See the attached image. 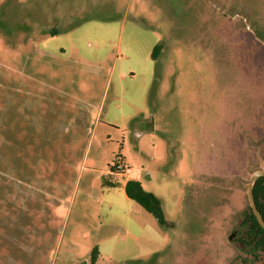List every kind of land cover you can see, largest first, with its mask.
Returning <instances> with one entry per match:
<instances>
[{
    "label": "rangeland",
    "instance_id": "1",
    "mask_svg": "<svg viewBox=\"0 0 264 264\" xmlns=\"http://www.w3.org/2000/svg\"><path fill=\"white\" fill-rule=\"evenodd\" d=\"M256 170L264 0H0V264H264Z\"/></svg>",
    "mask_w": 264,
    "mask_h": 264
},
{
    "label": "trees",
    "instance_id": "2",
    "mask_svg": "<svg viewBox=\"0 0 264 264\" xmlns=\"http://www.w3.org/2000/svg\"><path fill=\"white\" fill-rule=\"evenodd\" d=\"M162 46V43L159 42L153 47L151 53L153 59H156V56ZM123 188L126 196L136 201L146 211L150 212L157 219L160 225H173L172 222L165 219L161 200L152 192L145 190L139 180L127 179L123 184ZM252 192L257 210L264 219V177H258L254 181ZM241 223L245 227V231L242 236L248 238L247 242L250 246H252V248L260 250L264 255V229L261 228L257 222L249 206L247 207V212L244 214ZM98 254V248L97 246H94L90 255L91 261H94Z\"/></svg>",
    "mask_w": 264,
    "mask_h": 264
},
{
    "label": "water",
    "instance_id": "3",
    "mask_svg": "<svg viewBox=\"0 0 264 264\" xmlns=\"http://www.w3.org/2000/svg\"><path fill=\"white\" fill-rule=\"evenodd\" d=\"M258 177H264V170H256L253 173H251L249 177V181L247 183V187H246V196H247L249 207L251 208L252 213L254 214L259 225L264 229V219L262 218L261 214L257 210L256 204L253 198V192H252L253 183ZM232 236L233 235H230V238Z\"/></svg>",
    "mask_w": 264,
    "mask_h": 264
},
{
    "label": "built area",
    "instance_id": "4",
    "mask_svg": "<svg viewBox=\"0 0 264 264\" xmlns=\"http://www.w3.org/2000/svg\"><path fill=\"white\" fill-rule=\"evenodd\" d=\"M130 170V167L126 166L120 159H117L115 162L113 161L109 166L108 174L111 176H117L122 175L123 173H127Z\"/></svg>",
    "mask_w": 264,
    "mask_h": 264
},
{
    "label": "flooded vegetation",
    "instance_id": "5",
    "mask_svg": "<svg viewBox=\"0 0 264 264\" xmlns=\"http://www.w3.org/2000/svg\"><path fill=\"white\" fill-rule=\"evenodd\" d=\"M248 206H249V203H248ZM250 209H251V208H250ZM243 217H244V216H243ZM242 219H243V218H242ZM261 228H262V227H261ZM244 231H245V227L242 225V223H241V221H240V226H238L236 232L233 231V232L230 234V235H233L231 238H230V235H229V239H228V241H231V239H232L236 234H239L240 232H242V233L240 234V236L235 237V240L241 242V246H245V248L248 247V246H250V245L248 244V242H247V239H248V238L242 236V234L244 233ZM250 249H251V251H253V252H260V253L262 254L263 258H264V255H263V253H262L260 250L255 249V248H252V246H250Z\"/></svg>",
    "mask_w": 264,
    "mask_h": 264
}]
</instances>
